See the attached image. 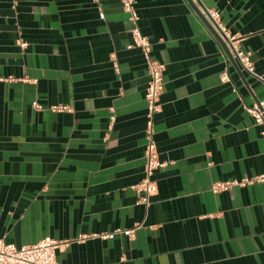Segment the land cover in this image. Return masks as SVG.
<instances>
[{
  "label": "crops",
  "instance_id": "0c3cea01",
  "mask_svg": "<svg viewBox=\"0 0 264 264\" xmlns=\"http://www.w3.org/2000/svg\"><path fill=\"white\" fill-rule=\"evenodd\" d=\"M205 8L264 77V0H137L165 65L153 137L167 165L147 205L132 187L145 177L150 77L121 1L0 0V240L51 237L61 264H264V182L212 190L264 175L262 127L245 109L264 83L230 60ZM137 224L134 239L100 237Z\"/></svg>",
  "mask_w": 264,
  "mask_h": 264
},
{
  "label": "built area",
  "instance_id": "2783aa9c",
  "mask_svg": "<svg viewBox=\"0 0 264 264\" xmlns=\"http://www.w3.org/2000/svg\"><path fill=\"white\" fill-rule=\"evenodd\" d=\"M124 10L129 14L131 21L132 43L128 48H139L146 60L148 74L150 77L149 85L146 91V100L148 103V122H147V145H146V169L144 179L132 189L138 194V203L149 204L151 196L159 191L158 180L155 178L157 170L164 168L167 164L160 158L157 144L154 140V117L160 109V97L164 91L165 65L156 61L152 57L151 41L148 36L143 34L139 21L140 16L137 11V0H120ZM203 16L219 34L222 41L226 44L230 53L235 57L241 68L261 80L264 83V77L256 72L255 64L248 51L243 47V38L238 34H233L224 23L220 12L216 8H205L202 11ZM100 17L104 19V14ZM22 42V47H26ZM117 66V64H115ZM229 80L227 75L224 81ZM36 109H42V106L34 102ZM246 111L254 120L255 125L261 126V135L264 137V99L259 100L252 106H245ZM54 112H72V107L68 105H59L51 107ZM116 120L115 110L111 109L110 126ZM256 182H264V175L253 178H244L242 180L220 181L213 185V192L219 193L228 191L234 187H244ZM141 227L137 224L130 229H117L109 234H102L103 239H113L117 234H123L130 239L135 238L136 231ZM62 246V242L51 237H46L33 245L17 247L15 244H9L5 240H0V264H61L57 260V250Z\"/></svg>",
  "mask_w": 264,
  "mask_h": 264
},
{
  "label": "water",
  "instance_id": "95a60500",
  "mask_svg": "<svg viewBox=\"0 0 264 264\" xmlns=\"http://www.w3.org/2000/svg\"><path fill=\"white\" fill-rule=\"evenodd\" d=\"M192 4V3H191ZM193 7H195L193 4H192ZM198 12V11H197ZM199 16L204 20V22L207 24V26L209 27V29L211 30V32L214 34V36L220 41V43L224 46L225 50L227 51L228 55L230 56V60L232 62H235V59L233 57V55L230 53L229 49L227 48L226 44L222 41V39L220 38L219 34L212 28V26L209 24V22L205 19L204 16L200 15L199 13ZM237 69L239 70L240 74H241V69H239V67H237ZM243 76V74L241 75Z\"/></svg>",
  "mask_w": 264,
  "mask_h": 264
}]
</instances>
